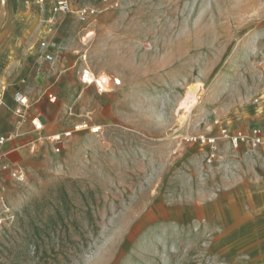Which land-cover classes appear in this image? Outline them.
Wrapping results in <instances>:
<instances>
[{"label":"rangeland","instance_id":"374dc122","mask_svg":"<svg viewBox=\"0 0 264 264\" xmlns=\"http://www.w3.org/2000/svg\"><path fill=\"white\" fill-rule=\"evenodd\" d=\"M80 7L94 9L91 20L77 17ZM47 17L32 0H5L1 35L37 47L46 38L54 50L63 42L113 86L83 90L90 129L53 150L63 162L65 140L74 142L70 174L45 180L26 202L10 206L7 196L0 264L223 263L215 243L226 230L199 221L212 203H196L264 165V144L233 148L223 135L264 132V0H75L72 12ZM199 136L215 144L186 139ZM23 190L20 182L7 191ZM48 212L63 221L35 251L32 225L44 227Z\"/></svg>","mask_w":264,"mask_h":264},{"label":"crops","instance_id":"0c3cea01","mask_svg":"<svg viewBox=\"0 0 264 264\" xmlns=\"http://www.w3.org/2000/svg\"><path fill=\"white\" fill-rule=\"evenodd\" d=\"M60 44L63 46L58 45L52 51L53 61L47 62L35 39L27 36L20 39L16 35L5 38L0 32V59L5 60L0 66V134L6 137L0 145V209L7 207V196L10 206L26 202L38 193V186L45 180L70 174L71 158L67 155L74 142L71 138L65 140L66 157L60 162L53 153V142L47 137L85 121L81 119L86 111L82 92L95 87L80 81L81 56L63 42ZM18 91L29 100L21 116L14 113V94ZM32 119L41 127L36 128ZM259 162L264 164L263 159ZM255 168L252 175L241 181L236 182L235 176L233 187L226 195L214 194L217 199L196 203L212 205L202 207L201 219L196 215L192 219L203 224L220 222L226 230L215 243V256H222L221 264H264V165ZM13 169L21 171L25 180L23 193L12 198L13 194L7 190L20 183L10 174ZM2 196L6 205L1 201ZM220 202H227L231 208L228 220L219 214Z\"/></svg>","mask_w":264,"mask_h":264},{"label":"built area","instance_id":"2783aa9c","mask_svg":"<svg viewBox=\"0 0 264 264\" xmlns=\"http://www.w3.org/2000/svg\"><path fill=\"white\" fill-rule=\"evenodd\" d=\"M35 5L42 8H47V21L48 23H52L55 20V16L58 15V13H67L73 11V4L75 0H32ZM0 3L2 5L5 4V0H0ZM75 13L77 14V17L83 22H88L91 20L92 15L95 14L94 9L90 8H76ZM39 47L42 48L43 58L47 62H52L54 59L53 45L46 39L42 38ZM87 54L82 53L81 54V61L83 63V67L81 68L80 72V81L82 84L86 86H94L96 91L98 93H107L111 90V87L113 86L112 83H110L109 77H101L99 74H96L93 72L87 65ZM114 84L118 85L119 81L117 79H114ZM14 113L18 116L24 115L26 112V109L28 108V97L26 94L18 91L14 94ZM32 122L34 123L36 128H40L41 125L35 122V119H32ZM90 129L89 124L87 121H81L77 125H75L72 129H67L64 131H61V133H55L47 139H49L51 142H53V150L54 152H59L60 148L62 146V143L64 139L71 135L73 132H78L80 130L84 129ZM96 130V129H95ZM94 131V129H92ZM95 132V131H94ZM223 135L228 139V141L231 143V145L234 147H237L240 144H246L248 146H258L261 144H264V132L261 131L258 127H252L251 130L248 133H243L242 131H237L233 134H226L225 132ZM187 140L190 141H201L203 143H208L210 146L213 147L215 144V138H206L204 136L198 137H187ZM6 141V137L0 134V145H2ZM215 156V153L211 151L209 154V159H212ZM5 168V167H4ZM10 174L16 178V180L22 182L25 180V175L19 171L18 169H13L10 171Z\"/></svg>","mask_w":264,"mask_h":264},{"label":"trees","instance_id":"16d2710c","mask_svg":"<svg viewBox=\"0 0 264 264\" xmlns=\"http://www.w3.org/2000/svg\"><path fill=\"white\" fill-rule=\"evenodd\" d=\"M40 213H35V216H37ZM30 217V213L27 214V217ZM55 217V218H54ZM31 220V219H30ZM57 220H60V222L62 223L63 218L61 217V214L59 212H48L47 216H46V221H44L42 223V225H44V227L42 226H36V225H32L33 226V233L31 235V241L34 244V249L35 251H39V247L45 243L43 240V235L48 236L50 234V231L52 232H56V230L58 229L57 224ZM62 231V230H61ZM60 236V232L58 234ZM62 244H58V251H61L63 258L64 257H68V252L66 250V246H61ZM80 250V247H75V251L74 252H78ZM45 251V250H43ZM51 264V263H50ZM66 264V263H63Z\"/></svg>","mask_w":264,"mask_h":264},{"label":"bare ground","instance_id":"6f19581e","mask_svg":"<svg viewBox=\"0 0 264 264\" xmlns=\"http://www.w3.org/2000/svg\"><path fill=\"white\" fill-rule=\"evenodd\" d=\"M192 90H193V91L195 90V86H190V87H189V93H190ZM192 95H193V94H192ZM191 101H192V100H191ZM195 102H196V101H195ZM193 103H194V102H193Z\"/></svg>","mask_w":264,"mask_h":264}]
</instances>
